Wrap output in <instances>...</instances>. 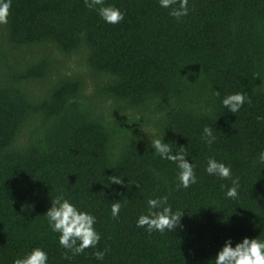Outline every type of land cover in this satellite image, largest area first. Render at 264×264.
I'll use <instances>...</instances> for the list:
<instances>
[{"label":"trees","instance_id":"obj_1","mask_svg":"<svg viewBox=\"0 0 264 264\" xmlns=\"http://www.w3.org/2000/svg\"><path fill=\"white\" fill-rule=\"evenodd\" d=\"M106 4L124 20L106 24L83 0H12L0 25V264L33 247L49 264H212L228 237L264 239V165L254 163L264 150V0H189L180 22L156 0ZM214 91L251 102L233 115ZM154 136L186 148L197 184L175 190ZM208 156L239 177L237 200L224 198L230 181L204 173ZM111 175L125 185L108 186ZM61 190L96 216L103 261L92 248L63 258L44 216ZM160 195L182 227L148 235L135 219Z\"/></svg>","mask_w":264,"mask_h":264},{"label":"clouds","instance_id":"obj_2","mask_svg":"<svg viewBox=\"0 0 264 264\" xmlns=\"http://www.w3.org/2000/svg\"><path fill=\"white\" fill-rule=\"evenodd\" d=\"M159 8L167 10L168 16L180 22L187 17L190 11L189 0H156ZM84 6L94 11L106 24L117 25L124 20V12L119 8L106 4V0H83ZM12 0H0V25L8 22L9 10ZM81 35H84L81 33ZM213 95L219 98L220 107L228 113L235 115L247 103L250 98L244 92L229 93L221 96L219 91H214ZM264 117L257 116V120ZM201 142L211 147L216 142L213 129L205 126L200 135ZM171 143L164 142V136H154L149 142L152 155L160 160L168 161L175 166V190H187L192 185L198 183L196 164L191 162L186 156V148L179 147L173 151ZM257 165H264V150H261L255 161ZM204 173L220 181H230L224 192V198L237 200L239 196V177L234 176L231 166L217 160L214 156L206 158ZM154 175H159L154 171ZM108 186H124L125 180L119 175L108 176ZM139 189V185L132 183L131 186ZM128 186V183H127ZM221 187H225L221 185ZM128 201L127 199H124ZM114 201L110 205V213L113 219L119 218L122 207L120 201ZM184 214L179 210L173 211L169 203L168 195L148 197L146 199V209L135 219V227L143 229L148 235L158 232L172 231L174 228L182 227L180 218ZM47 218L48 229L57 234V242L60 248L65 250L64 259L71 260L72 257L84 253L86 249H97L101 240V234L96 230L97 218L89 211L82 210L76 203L65 196L63 191L51 200V206L44 214ZM68 253H71L69 256ZM107 249H97L93 256L97 261H103ZM212 264H264V239L244 237L239 242L233 244L231 237L224 239L222 246L211 260ZM12 264H49L48 252L42 247H33L23 255L13 259Z\"/></svg>","mask_w":264,"mask_h":264}]
</instances>
